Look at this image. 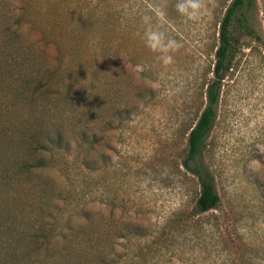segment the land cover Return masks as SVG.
Wrapping results in <instances>:
<instances>
[{"label": "rangeland", "instance_id": "374dc122", "mask_svg": "<svg viewBox=\"0 0 264 264\" xmlns=\"http://www.w3.org/2000/svg\"><path fill=\"white\" fill-rule=\"evenodd\" d=\"M148 10L146 0H132L126 29L103 35L91 0H0V176L10 177L6 185L0 180V205L8 204L0 207V220L39 212L65 230L67 224L80 232L88 226L75 264H136L142 260L138 245L187 199L188 185L181 186L175 167L163 166L162 155L178 127L196 117L194 88L211 63L205 7L179 19L169 10V22ZM241 39L251 48L242 47L238 68L226 78L205 162L222 199L216 213L234 211L255 258V241L264 233V191L255 184L264 172L257 159H264V44ZM97 61L112 67L113 89L99 84L85 104L82 94ZM38 79L58 97H31L30 82ZM68 80L78 93L75 105L64 100ZM123 103L128 118H122ZM81 121L88 142L95 134L89 156ZM59 134L68 141L62 149L51 145ZM167 153L173 163L183 161L186 139ZM36 159L49 166L19 169V162ZM222 249L190 241L154 264H231ZM17 254L0 249L4 264Z\"/></svg>", "mask_w": 264, "mask_h": 264}, {"label": "trees", "instance_id": "16d2710c", "mask_svg": "<svg viewBox=\"0 0 264 264\" xmlns=\"http://www.w3.org/2000/svg\"><path fill=\"white\" fill-rule=\"evenodd\" d=\"M131 1L97 0L95 2L91 0L97 11L94 16L95 24L103 31L101 32L103 35L108 31L116 30L117 33H121L126 29L129 24L128 13H130L129 4ZM135 1L136 3L139 2V0ZM146 1L149 13L161 20H172L169 10L176 12L174 19H179L186 13L178 8L182 0ZM263 5L260 6L258 0H203L205 7L203 16L205 15V17H202V20L204 18L208 33L206 56L211 60V63L206 71L201 74L200 81H197L194 88V102L197 104L195 119L178 127L176 138L168 146L166 145L167 148L162 155L163 166L175 167L174 174L177 175L181 186L188 185L187 199L179 209L164 221L160 231L151 240L138 245L136 251L142 260L137 261L136 264H154L160 256L190 241L223 248L222 251L227 254L231 264H264V233L258 241H255L254 258L253 249L246 242L244 236L240 234V223L234 217V211H231L232 215L231 212L229 214L216 213L221 207L222 199L217 188L216 177L205 162L207 153L210 151L209 138L218 116L226 78L238 68L242 47L251 48V44L248 42L242 43V36L246 40L250 38L258 44H264L259 33V14L264 13ZM258 49L259 47L255 45V50ZM111 72L112 67L109 68L99 61L92 65L93 79L87 85L85 94H82V103L87 104L88 100L95 95L99 84H103L106 90L111 89L109 88L112 86ZM121 74L123 73L118 72L117 79L119 82ZM30 83H32L31 97L48 98L53 95L54 91H52L48 81H39L38 79ZM121 83L123 84V78L120 82L121 87H123ZM54 93L55 96L58 95V92ZM138 93L141 94V91L139 90ZM77 95L72 82L70 83L68 80L64 100L69 105H75ZM106 98H108L107 93L103 96L104 102ZM127 110L128 108L123 103L120 110L124 114L122 118H128ZM85 121H81L80 124H83V142L89 145V156L92 154L96 141L94 140L95 134L91 142L86 140L85 137L88 132ZM55 139V141H51V145L60 149L68 142L63 141L61 134ZM184 139L188 144L187 156L180 163L177 161L173 163L167 149L175 151L183 144ZM50 140L51 137L48 142ZM29 143L25 141L28 147ZM43 144L45 143L42 142L38 146L40 150L45 148ZM257 159L264 165V159L261 157ZM18 165L19 169L26 173L40 172L49 166L44 159H36L32 162L24 160ZM9 178V175L4 173L2 177L0 176L4 185L10 183ZM255 184L263 193L264 172ZM0 207L2 210L3 207L4 210H7L8 204L0 205ZM80 227L85 230L80 232L68 224L65 230L56 221L50 220L49 215L39 212L21 218L7 217L0 220V249L10 250L12 248L18 252L5 263L63 264L67 262L75 264L78 252L80 257H83L84 254L75 247L83 243L81 240L83 234L89 236L88 226ZM4 235H8V237L4 238ZM207 242L209 243L207 244ZM4 261L1 260L0 256V264H4Z\"/></svg>", "mask_w": 264, "mask_h": 264}, {"label": "clouds", "instance_id": "9594fccd", "mask_svg": "<svg viewBox=\"0 0 264 264\" xmlns=\"http://www.w3.org/2000/svg\"><path fill=\"white\" fill-rule=\"evenodd\" d=\"M202 6H203V0H182V2L178 5V8L183 12H187L189 15H195ZM151 35H155V34H151ZM172 44L174 45V48L176 50H178L179 47L181 46L177 41H172ZM165 62L166 63L171 62V57L170 56L166 57Z\"/></svg>", "mask_w": 264, "mask_h": 264}]
</instances>
